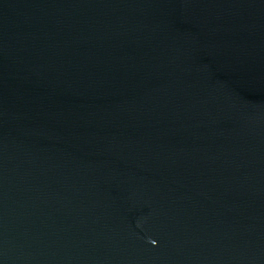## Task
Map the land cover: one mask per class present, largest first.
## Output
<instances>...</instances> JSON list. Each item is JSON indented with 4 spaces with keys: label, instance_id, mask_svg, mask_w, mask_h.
Returning a JSON list of instances; mask_svg holds the SVG:
<instances>
[{
    "label": "water",
    "instance_id": "95a60500",
    "mask_svg": "<svg viewBox=\"0 0 264 264\" xmlns=\"http://www.w3.org/2000/svg\"><path fill=\"white\" fill-rule=\"evenodd\" d=\"M0 264H264V0H0Z\"/></svg>",
    "mask_w": 264,
    "mask_h": 264
},
{
    "label": "clouds",
    "instance_id": "9594fccd",
    "mask_svg": "<svg viewBox=\"0 0 264 264\" xmlns=\"http://www.w3.org/2000/svg\"><path fill=\"white\" fill-rule=\"evenodd\" d=\"M154 243V242H153Z\"/></svg>",
    "mask_w": 264,
    "mask_h": 264
}]
</instances>
